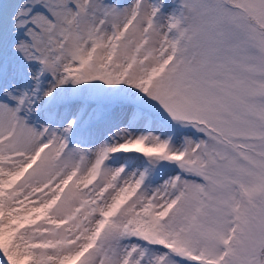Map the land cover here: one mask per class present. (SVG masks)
Returning a JSON list of instances; mask_svg holds the SVG:
<instances>
[{
	"label": "snow or ice",
	"instance_id": "obj_1",
	"mask_svg": "<svg viewBox=\"0 0 264 264\" xmlns=\"http://www.w3.org/2000/svg\"><path fill=\"white\" fill-rule=\"evenodd\" d=\"M0 264H264V0H0Z\"/></svg>",
	"mask_w": 264,
	"mask_h": 264
}]
</instances>
